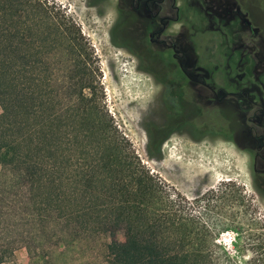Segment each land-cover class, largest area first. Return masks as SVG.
<instances>
[{
    "label": "trees",
    "instance_id": "1",
    "mask_svg": "<svg viewBox=\"0 0 264 264\" xmlns=\"http://www.w3.org/2000/svg\"><path fill=\"white\" fill-rule=\"evenodd\" d=\"M104 99L71 19L0 0V264L20 247L52 264H216L214 227L142 165Z\"/></svg>",
    "mask_w": 264,
    "mask_h": 264
},
{
    "label": "rangeland",
    "instance_id": "2",
    "mask_svg": "<svg viewBox=\"0 0 264 264\" xmlns=\"http://www.w3.org/2000/svg\"><path fill=\"white\" fill-rule=\"evenodd\" d=\"M42 1L80 28L101 68L106 109L132 144L142 165L160 179L176 202L185 199L183 204L191 216L201 217L205 225L214 227L208 244L212 246L216 264H264V194L251 175L249 154L241 149L245 144L239 139L236 146L222 136L209 133L198 138L194 127L171 134L158 154L150 153V133L156 125L166 123V107L172 106V99L166 87L140 69L131 52L114 44L112 31L118 0ZM180 6L183 12L182 0ZM185 13L189 14L192 31L209 26L200 17L195 3ZM125 33L126 38L138 36L133 18L127 20ZM200 37L196 39L198 50H192L191 61L199 60L198 52L203 56L205 49L207 62H218L216 67L212 66V78L228 91L236 88L231 78H237L240 73L253 77L250 66L235 70L239 55L230 59L225 50L223 54L218 52V39L213 33L208 31ZM229 119L234 126L239 124L236 115ZM1 170L0 166V173ZM116 240L125 241L123 231L117 233ZM110 241L103 237L96 245ZM3 264L52 263L45 255L38 252L30 255L25 247H20Z\"/></svg>",
    "mask_w": 264,
    "mask_h": 264
},
{
    "label": "flooded vegetation",
    "instance_id": "3",
    "mask_svg": "<svg viewBox=\"0 0 264 264\" xmlns=\"http://www.w3.org/2000/svg\"><path fill=\"white\" fill-rule=\"evenodd\" d=\"M191 3L209 26L191 30L185 13ZM182 5L183 12L180 0H118L117 4L114 44L131 52L140 69L166 87L172 99V106L166 107V123L153 131L161 136L150 139L149 152L159 153L151 146L152 139L162 148L171 134L187 128L195 127L198 138L215 134L236 146L240 139L245 144L241 149L250 156L254 182L264 194V2L182 0ZM129 18L135 20L136 38H126ZM208 31L217 37L220 54L225 50L230 59L239 55L235 70L250 66L253 71L251 78L240 73L230 79L234 91L212 78V66L218 62H207L205 49L203 56L198 52L199 60L191 61V53L198 50L197 37ZM233 115L239 118L236 126L229 119Z\"/></svg>",
    "mask_w": 264,
    "mask_h": 264
},
{
    "label": "bare ground",
    "instance_id": "4",
    "mask_svg": "<svg viewBox=\"0 0 264 264\" xmlns=\"http://www.w3.org/2000/svg\"><path fill=\"white\" fill-rule=\"evenodd\" d=\"M181 166V165H180ZM185 168V167H184Z\"/></svg>",
    "mask_w": 264,
    "mask_h": 264
}]
</instances>
